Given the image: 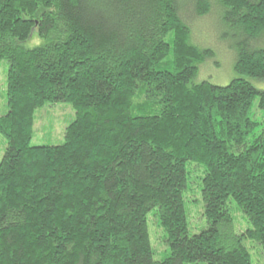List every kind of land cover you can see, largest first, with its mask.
Returning <instances> with one entry per match:
<instances>
[{
	"label": "trees",
	"instance_id": "trees-1",
	"mask_svg": "<svg viewBox=\"0 0 264 264\" xmlns=\"http://www.w3.org/2000/svg\"><path fill=\"white\" fill-rule=\"evenodd\" d=\"M181 1L0 0V264H252L245 239L264 247V0H217L239 35L225 85L196 81L215 51L193 41ZM188 1L191 18L212 10ZM58 101L75 110L64 143L33 145L37 109ZM188 161L205 168L208 223L192 235ZM231 199L251 225L240 233Z\"/></svg>",
	"mask_w": 264,
	"mask_h": 264
},
{
	"label": "rangeland",
	"instance_id": "rangeland-1",
	"mask_svg": "<svg viewBox=\"0 0 264 264\" xmlns=\"http://www.w3.org/2000/svg\"><path fill=\"white\" fill-rule=\"evenodd\" d=\"M182 16L189 22L192 29V38L195 43L202 47H210L215 51L213 57L208 58L200 64L196 81L208 80L212 83L225 85L239 74L235 70L236 63V40L239 35L235 29L229 27L222 19L223 9L217 0H212V10L203 17L191 18L194 10L193 3L181 1ZM171 39V34L167 36ZM41 39L38 36L27 41V45L39 44ZM9 62L6 59L0 61V114L8 111L7 99V75ZM253 83L260 88H264V81L256 79ZM252 115L258 120L262 119L263 112L255 102ZM75 119V110L71 103L66 101L47 102L36 111L35 131L32 139L33 145L41 144H62L65 141V128ZM7 146V139L0 132V161ZM205 168L202 164L194 161L187 162L188 189L184 193V201L187 211L189 233H200L207 228V219L204 214L205 202L202 195V177ZM231 213L234 218L235 231L240 233L250 227L247 217L239 208L236 201H229ZM148 225L151 243L154 250V257L157 260L164 259L170 253L167 241L168 235L162 227L158 216L157 208L148 212ZM248 247L252 264H264V247L261 243L253 239H245ZM193 264V263H190ZM201 264H207L202 262Z\"/></svg>",
	"mask_w": 264,
	"mask_h": 264
}]
</instances>
